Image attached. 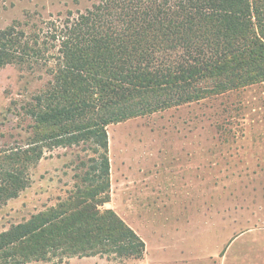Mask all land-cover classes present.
<instances>
[{"label": "trees", "instance_id": "16d2710c", "mask_svg": "<svg viewBox=\"0 0 264 264\" xmlns=\"http://www.w3.org/2000/svg\"><path fill=\"white\" fill-rule=\"evenodd\" d=\"M51 25L50 56L22 31L0 30V66L43 58L51 75L15 113L24 135L0 143V207L54 149L90 156L63 197L0 231V264L95 255L139 264L143 239L104 207L106 126L263 82L264 0H100Z\"/></svg>", "mask_w": 264, "mask_h": 264}, {"label": "rangeland", "instance_id": "374dc122", "mask_svg": "<svg viewBox=\"0 0 264 264\" xmlns=\"http://www.w3.org/2000/svg\"><path fill=\"white\" fill-rule=\"evenodd\" d=\"M99 1L0 0V30L14 27L30 42L37 39L44 56L54 55L51 23ZM29 62L0 66V143L24 135L15 113L51 78L43 58ZM106 132L110 198L104 207L143 239L139 264H211L205 256L220 247L223 232L207 230L221 219L227 241L264 225V81L110 123ZM80 149H54L31 169L30 186L0 207V231L65 195L73 175L85 170L75 168L78 161L90 156ZM209 218L211 225L204 223ZM182 252L192 257L180 262ZM75 261L117 264L99 255Z\"/></svg>", "mask_w": 264, "mask_h": 264}, {"label": "crops", "instance_id": "0c3cea01", "mask_svg": "<svg viewBox=\"0 0 264 264\" xmlns=\"http://www.w3.org/2000/svg\"><path fill=\"white\" fill-rule=\"evenodd\" d=\"M210 218L205 219L204 223L211 225ZM209 228L207 231H220L223 232V240L220 247L213 253L205 256L211 264H264V225H256L248 227L237 234H235L229 241H227V229L221 227ZM226 224V223H225ZM206 226V224H205ZM211 227V226H210ZM195 234V231H189ZM183 254V252H182ZM192 256L183 254L180 262L188 261ZM94 256L83 257H70L67 262L63 264H77L75 260H88ZM84 264H91L90 262Z\"/></svg>", "mask_w": 264, "mask_h": 264}]
</instances>
